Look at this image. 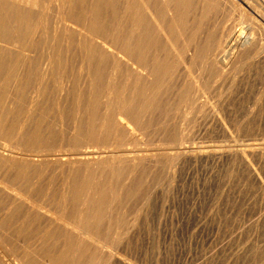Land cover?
I'll use <instances>...</instances> for the list:
<instances>
[{"label": "rangeland", "instance_id": "obj_1", "mask_svg": "<svg viewBox=\"0 0 264 264\" xmlns=\"http://www.w3.org/2000/svg\"><path fill=\"white\" fill-rule=\"evenodd\" d=\"M63 1L0 0V181L80 230L0 188V264H264V0H151L149 82L96 37L126 47L134 0Z\"/></svg>", "mask_w": 264, "mask_h": 264}, {"label": "bare ground", "instance_id": "obj_2", "mask_svg": "<svg viewBox=\"0 0 264 264\" xmlns=\"http://www.w3.org/2000/svg\"><path fill=\"white\" fill-rule=\"evenodd\" d=\"M21 1V0H20ZM52 1V0H51ZM65 1V0H64ZM63 1V2H64ZM86 1V0H85ZM151 0H137V2L134 0L133 2H132V4H131V12H130V10H129V12L130 13H132L131 15V18H132V22L128 25L129 26V32H127V30L125 31L126 33H128L129 35H128V38H127V43H126V47H124V46H121L120 44H119V42H118V45L117 44H115V43H113L112 41L113 40H111V41H108V38H107V40L106 39H103L102 38V36H100L99 37V35H101V33L100 34H98L97 36H96V34H95V36L96 37H98V38H100V41H98V43H99V45H100V47L103 49L102 51H107L110 55H113V56H116V57H121L122 59L123 58H125L126 59V61H127V63L129 64V66L133 69V71H135V74H137V73H139L140 74V76L143 78V80L145 81V82H149V80H151L150 79V77L151 76H153L152 74H151V72L149 71V69L150 68H147L146 66H142V65H138V63H137V59H138V55H139V48H141V46L139 47L138 46V34H140V33H138V31H137V29H142V28H139V24H137L138 23V21H139V19L136 17V14L138 15V13H137V11H139V10H143V13H145V17L149 20V21H151V23H154V25L153 26H155L156 27V29H157V32L159 33V35H161V36H164V34H162V31L164 30H160V25L159 24H156L157 22H156V18L157 17H155V15H154V13H153V4L150 2ZM155 1V0H154ZM159 1H161V2H165V0H159ZM179 1V0H178ZM200 1V0H199ZM221 1V0H220ZM228 1V0H227ZM8 2V1H7ZM30 2V1H29ZM32 2V1H31ZM63 2H62V4H63ZM161 2H159V3H161ZM225 2V1H224ZM56 3V2H55ZM128 3V2H127ZM154 3V2H153ZM180 3V2H179ZM231 3V2H230ZM34 4V3H33ZM83 4V3H82ZM89 4H90V2H89ZM98 4V3H97ZM99 4H101V3H99ZM194 4V3H193ZM24 5H28V4H25L24 3ZM125 5V4H124ZM128 5V4H127ZM130 5V4H129ZM76 6V5H75ZM90 6V5H89ZM27 7V6H26ZM72 7V6H71ZM78 7V6H77ZM171 7V6H170ZM193 7V6H192ZM85 8V7H84ZM141 8V9H140ZM55 9V8H54ZM87 9V8H86ZM128 9H130L129 7H128ZM154 9H156V7H154ZM65 10V9H64ZM74 10V9H73ZM84 10V9H83ZM125 10V9H124ZM67 11V10H66ZM123 11V10H122ZM167 11V10H166ZM60 12H65V11H60ZM173 12H175V11H173ZM217 12V11H216ZM125 13V12H124ZM2 14V13H1ZM25 14V13H24ZM28 14V13H27ZM62 14V13H61ZM65 14V13H64ZM74 14V13H73ZM82 14V13H81ZM128 14V13H127ZM179 14V13H178ZM14 15V14H13ZM161 15V14H160ZM169 15H170V17H171V15L172 14H170V12H169ZM191 15V14H190ZM241 15V14H240ZM61 16V15H60ZM70 16V15H69ZM68 16V17H69ZM77 16L78 15H76L75 17L77 18ZM159 16V15H158ZM168 16V15H167ZM264 16V15H263ZM34 17V16H33ZM61 17H63V16H61ZM79 17V16H78ZM125 17V16H124ZM169 17V16H168ZM169 17V18H170ZM191 17V16H190ZM58 18V17H57ZM91 18V17H90ZM131 18H129V19H131ZM145 18V19H146ZM80 19V18H79ZM86 19V18H85ZM127 19V18H126ZM164 19V18H163ZM36 20V19H35ZM62 20V22H64V21H68V22H72L73 23V21H71L70 19H68V18H66V19H61ZM13 21V20H12ZM32 21H33V19H32ZM90 21H91V19H90ZM161 21V20H160ZM143 22H144V20H143ZM142 22V23H143ZM148 22V21H147ZM147 22H146V24H147ZM84 23V22H83ZM150 23V24H151ZM150 24H148L149 26H150ZM165 24V23H164ZM63 25H64V23H63ZM75 25V24H74ZM89 25V24H88ZM110 25V24H109ZM114 25V24H113ZM118 25V24H117ZM144 25V24H143ZM67 26V25H66ZM77 26H78V24H77ZM82 26V25H81ZM86 26V25H85ZM85 26H83V27H85ZM103 26V25H102ZM105 26V25H104ZM128 26H124V28L125 27H128ZM142 26V25H141ZM140 26V27H141ZM160 26V27H159ZM8 27V26H7ZM38 27V26H37ZM64 27H65V25H64ZM63 27V28H64ZM70 27V26H69ZM69 27H67V28H69ZM79 27V26H78ZM106 27V26H105ZM112 27V26H111ZM143 27V26H142ZM92 28V27H91ZM107 28H108V26H107ZM113 28V27H112ZM144 28V27H143ZM163 28V27H162ZM178 28V27H177ZM84 29V28H83ZM88 29V28H87ZM152 29V28H151ZM68 30V29H67ZM73 30V29H72ZM98 30V29H97ZM109 30V29H108ZM112 30V29H111ZM115 30V29H114ZM143 30V29H142ZM231 30V29H230ZM248 30V29H247ZM45 31V30H44ZM83 31V30H82ZM92 31V30H91ZM103 31V30H102ZM81 32V31H80ZM165 31H163V33H164ZM38 33V32H37ZM58 33V32H57ZM64 33V32H63ZM68 33V32H67ZM71 33V32H70ZM91 33V32H90ZM248 33V32H247ZM237 34V33H236ZM256 34V33H255ZM26 35V34H25ZM60 35V34H59ZM74 35V34H73ZM77 35V34H76ZM118 35H119V33H118ZM202 35V34H201ZM233 35V33L231 32V33H229V35H228V37H230V39L232 38L231 36ZM250 36H252L251 35V33L249 34ZM38 36V35H37ZM104 38H106L107 36L104 34ZM121 36V35H120ZM120 36H118V37H116V38H120ZM141 36H144V35H142L141 34ZM156 36V35H155ZM165 36L167 37L168 35H166V33H165ZM164 36V37H165ZM225 36V35H224ZM227 36V35H226ZM235 36V35H234ZM233 36V37H234ZM249 36V37H250ZM88 37V36H87ZM113 37V36H112ZM111 37V38H112ZM140 37V36H139ZM163 37V38H164ZM248 37V35H246L245 33H243L242 31L241 32H239L237 35H236V37H235V41L237 42V44H239V45H241V46H244V45H246V44H248V43H250V44H252L250 41V38ZM74 38V37H73ZM78 38H80L79 36H78ZM83 38V37H82ZM90 38V37H89ZM93 38V37H92ZM143 37H141V39H142ZM162 38V39H163ZM222 38V37H221ZM1 39V38H0ZM75 39V38H74ZM124 39V38H123ZM145 39V38H144ZM151 39V38H150ZM174 39V38H173ZM87 40H88V38H87ZM99 40V39H98ZM148 40H149V38H148ZM252 40H254V39H252ZM37 41V40H36ZM40 41V40H39ZM117 41H119V40H117ZM116 41V42H117ZM121 41H122V39H121ZM146 41V40H145ZM159 41V40H158ZM167 41H168V37H167ZM4 42H5V40H4ZM78 42V41H77ZM81 42V41H80ZM83 42V41H82ZM85 42V41H84ZM87 42V41H86ZM123 42V41H122ZM140 42H142V41H140ZM139 42V43H140ZM221 42V41H220ZM224 42H225V40H224ZM264 42V41H263ZM91 43V42H90ZM161 43V42H160ZM163 43V42H162ZM168 43H169V41H168ZM179 43V42H178ZM25 44V43H24ZM48 44V43H47ZM78 44V43H77ZM84 44V43H83ZM123 44H124V42H123ZM142 44H145V42L144 43H142ZM153 44V43H152ZM180 44V43H179ZM249 44V45H250ZM32 45V44H31ZM49 45V44H48ZM89 45V44H88ZM87 45V46H88ZM140 45V44H139ZM195 45V44H194ZM52 46V45H51ZM86 46V47H87ZM98 46V45H97ZM146 46V45H145ZM158 46V45H157ZM161 46V45H160ZM177 46V45H176ZM192 46V45H191ZM221 46H222V44H221ZM220 46V47H221ZM240 46V47H241ZM251 46V45H250ZM4 47V46H3ZM57 47V46H56ZM71 47V46H70ZM92 47H93V45H92ZM139 47V48H138ZM143 47V46H142ZM147 47V46H146ZM145 47V48H146ZM155 47H156V45H155ZM190 47V46H189ZM238 47V46H237ZM248 47V46H247ZM257 47V46H256ZM49 48V47H48ZM76 48H77V46H76ZM145 48H142V50L143 49H145ZM157 48V47H156ZM171 48H172V46H171ZM244 48V47H243ZM51 49H52V47H51ZM84 49V48H83ZM218 49V48H217ZM240 49H242V48H240ZM263 49V48H262ZM10 50V49H9ZM77 50V49H76ZM89 50H90V48H89ZM93 50V49H92ZM152 50V49H151ZM159 50V49H158ZM172 50H173V48H172ZM186 50V49H185ZM194 50L195 49H189L188 51H190L191 52V54L189 55V56H191V55H193L194 54ZM237 50H239V48L237 49ZM95 51H97V50H95ZM174 51V50H173ZM177 51V50H176ZM187 51V50H186ZM185 51V52H186ZM38 52V51H37ZM99 52V51H98ZM106 52V53H107ZM236 52V51H235ZM15 53V52H14ZM26 53V52H25ZM35 53V52H34ZM88 53V52H87ZM96 53V52H95ZM94 53V54H95ZM22 54V53H21ZM42 54V53H41ZM73 54V53H72ZM80 54V53H79ZM98 54V53H97ZM102 54H103V52H102ZM142 54H144L143 52H142ZM141 54V55H142ZM145 54H146V52H145ZM150 54H151V52H150ZM77 55V54H76ZM100 55V54H99ZM104 56H105V54H103ZM161 55V54H160ZM55 56V55H54ZM108 56V55H107ZM144 57L146 56V55H143ZM150 56V55H149ZM155 56V55H154ZM70 57V56H69ZM82 57V56H81ZM101 57V56H100ZM115 57V58H116ZM234 57V56H233ZM105 58H106V56H105ZM143 58V57H142ZM141 58V59H142ZM160 58V57H159ZM166 58V57H165ZM190 58V57H189ZM45 59V58H44ZM56 59V58H55ZM110 59V58H109ZM104 60V59H103ZM142 60H144L143 61V65H144V62H145V60H146V58L145 59H142ZM142 60H141V62H142ZM33 61V60H32ZM98 61V60H97ZM157 61V60H156ZM159 61V60H158ZM168 61V60H167ZM173 61V60H172ZM184 61V60H183ZM93 62V61H92ZM115 62V61H114ZM124 61H122V63H123ZM138 62H140V61H138ZM176 62V61H175ZM174 62V63H175ZM187 62V61H186ZM185 62V63H186ZM21 63V62H20ZM54 63V62H53ZM97 63V62H96ZM121 63V62H120ZM125 63V62H124ZM22 64V63H21ZM140 64V63H139ZM142 64V63H141ZM145 64H146V62H145ZM23 65V64H22ZM93 65V64H92ZM120 65V64H119ZM125 65V64H124ZM150 65V64H149ZM37 66V65H36ZM55 66V65H54ZM35 67V66H34ZM119 67V66H118ZM128 67V66H127ZM129 67V68H130ZM149 67V66H148ZM102 68V67H101ZM121 68H123V67H121ZM120 68V69H121ZM138 68V69H137ZM224 68V67H223ZM222 68V69H223ZM12 69V68H11ZM18 69V68H17ZM35 69V68H34ZM41 69V68H40ZM56 69V68H55ZM137 69V70H136ZM178 69V68H177ZM197 69V68H196ZM24 70V69H23ZM45 70H47V69H45ZM126 71V70H125ZM132 71V70H131ZM31 72V71H30ZM48 72V71H47ZM129 72H130V70H129ZM128 72V73H129ZM74 73V72H73ZM190 74V73H189ZM195 74V73H194ZM22 76H23V74H22ZM96 76V75H95ZM131 76V75H130ZM134 76V73L132 74V77ZM155 76V75H154ZM16 77V76H15ZM39 77V76H38ZM131 77V78H132ZM157 77V76H156ZM168 77V76H167ZM10 78V77H9ZM183 78V77H182ZM140 79V78H139ZM138 79V80H139ZM154 79V78H153ZM168 79V78H167ZM15 80V79H14ZM130 80H132L133 81V79H130ZM159 80V79H158ZM136 81V80H135ZM161 81V80H160ZM38 82V81H37ZM170 82V81H169ZM200 82V81H199ZM167 83V82H166ZM173 83V82H172ZM18 84V83H17ZM149 84V83H148ZM199 84V83H198ZM130 85H132L131 83H130ZM26 86V85H25ZM140 86V85H139ZM131 88V87H130ZM129 88V89H130ZM128 89V90H129ZM162 89V88H161ZM136 90V89H135ZM186 90V89H185ZM194 90V89H193ZM134 91V90H133ZM191 93V92H190ZM189 93V94H190ZM160 94V93H159ZM53 95V94H52ZM71 95V94H70ZM110 95V94H109ZM163 95V94H162ZM84 96V95H83ZM167 96V95H166ZM191 98V97H190ZM174 99V98H173ZM133 100V99H132ZM97 102V101H96ZM85 103V102H84ZM124 104V103H123ZM49 106V105H48ZM118 106V105H117ZM120 106V105H119ZM126 107V106H125ZM89 108V107H88ZM102 109H103V107H102ZM111 109V108H110ZM126 109V108H125ZM96 110V109H95ZM100 110V109H99ZM62 111V110H61ZM87 111V110H86ZM128 111V110H127ZM101 112V111H100ZM96 113V112H95ZM129 113V112H128ZM131 114V113H130ZM98 115V114H97ZM114 115H116V116H119L120 118H118V120H116L115 121V123L117 122L119 125H121L122 127H125V125H124V123H126L125 121H127V123L128 122H130V120H129V117L127 116V114L124 112V110H122V109H118V107H117V110H116V114H114ZM131 116V115H130ZM111 118V117H110ZM109 118V119H110ZM73 119V118H72ZM123 119L125 120V121H123ZM171 119V118H170ZM110 120H114V119H110ZM179 120V119H178ZM89 123V122H88ZM131 123V122H130ZM94 124V123H93ZM114 124V122L112 123V124H110V125H113ZM133 124V123H132ZM29 125V124H28ZM115 125V124H114ZM127 126H130V124L129 125H127ZM93 128V127H92ZM95 128V127H94ZM116 128V127H115ZM127 128H130V127H127ZM140 129V128H139ZM52 130V129H51ZM94 130V129H93ZM128 130V129H127ZM126 130V131H127ZM80 132V131H79ZM50 133V132H49ZM76 133V132H75ZM114 133H116L115 131H114ZM47 135V134H46ZM111 135V134H110ZM39 136V135H38ZM130 136V135H129ZM133 136V135H132ZM53 138V137H52ZM127 138V137H126ZM45 142V141H44ZM87 142H89V141H87ZM36 143H37V141H36ZM38 144V143H37ZM13 145V144H12ZM40 145V144H39ZM81 146V145H80ZM99 146H100V144H99ZM98 146V147H99ZM137 146V145H136ZM82 147V146H81ZM64 148V147H63ZM66 148H68V147H66ZM78 148V147H77ZM83 149V148H82ZM85 149V148H84ZM94 149V148H93ZM2 150V149H1ZM72 150V149H71ZM78 150V149H77ZM96 150V149H95ZM37 151V150H36ZM48 151V150H47ZM104 151V150H103ZM244 151V150H243ZM14 152V151H13ZM34 152V151H33ZM65 152V151H64ZM249 152V151H248ZM10 153V152H9ZM23 153V152H22ZM25 153V152H24ZM35 153V152H34ZM38 153V152H37ZM57 153V152H56ZM94 153V152H93ZM106 153V152H105ZM104 153V154H105ZM250 153V152H249ZM3 154V153H2ZM6 154V153H5ZM11 154H14V153H11ZM36 154V153H35ZM39 154V153H38ZM68 154V153H67ZM94 154H96V153H94ZM101 154H103V153H101ZM100 154V155H101ZM113 154H114V152H113ZM209 154V153H208ZM228 154V153H227ZM15 155V154H14ZM40 155H42V154H40ZM78 155H80V156H78ZM92 155V153H90V152H84V153H78V154H73V156L75 157L76 156V158H75V160H85V161H89V160H91V159H95L96 158V156H91ZM108 155V154H107ZM202 155V154H201ZM216 155V154H215ZM47 156V155H46ZM57 156V155H56ZM200 156V155H199ZM1 157V156H0ZM15 157V156H14ZM23 157V156H22ZM28 157H30V156H28ZM37 157H40V156H37ZM54 157V156H53ZM62 157V156H61ZM99 157V156H98ZM102 157H104V156H102ZM222 157V156H221ZM3 158H4V156H3ZM32 158V157H31ZM43 158V157H42ZM57 158V157H56ZM58 158H59V156H58ZM12 159V158H11ZM15 159H17V158H15ZM19 159H20V157H19ZM18 159V160H19ZM41 159V158H40ZM43 159H45V158H43ZM48 159H49V157H48ZM64 158H62L61 160H63ZM67 159V158H66ZM104 159V158H103ZM102 159V160H103ZM13 160V159H12ZM42 160V159H41ZM50 160V159H49ZM59 161H60V159H58ZM73 160V159H72ZM101 160V159H100ZM20 161H21V159H20ZM25 161H26V158H25ZM33 161V160H32ZM31 161V162H32ZM44 161V160H43ZM43 161H41V162H43ZM48 161V160H47ZM57 161V160H56ZM23 162V161H22ZM22 162H21V164H22ZM50 162H53L52 161V159H51V161ZM55 162V161H54ZM58 162V161H57ZM61 162H63V161H61ZM37 162L35 161V164H36ZM40 163V162H39ZM45 163H46V161H45ZM68 163V162H67ZM74 163V162H73ZM72 163V164H73ZM90 163H92V162H90ZM125 163V162H124ZM132 163V162H131ZM33 164V163H32ZM38 164V163H37ZM40 164H43V163H40ZM55 164V163H54ZM61 164V163H60ZM59 164V165H60ZM75 164V163H74ZM78 164V163H77ZM80 164H81V162H80ZM79 164V165H80ZM84 164V163H83ZM82 164V165H83ZM86 164V163H85ZM100 164V163H99ZM114 164V163H113ZM44 165V164H43ZM70 165V164H69ZM91 165H94V164H91ZM90 165V166H91ZM96 165H97V163H96ZM102 165V164H101ZM49 166V165H48ZM103 166V165H102ZM38 167V166H37ZM79 167V166H78ZM95 167V166H94ZM101 167V166H100ZM100 167H99V169H100ZM113 167V166H112ZM62 168H64V167H62ZM76 168H77V166H76ZM97 168V167H96ZM108 168V167H107ZM6 169V168H5ZM16 169V168H15ZM69 169H71L70 167H69ZM68 169V170H69ZM89 169V168H88ZM98 169V168H97ZM102 169V168H101ZM2 170H3V167H2ZM65 170H66V168H65ZM64 170V171H65ZM74 170V169H73ZM91 170H94V169H91ZM39 172V171H38ZM96 173V172H95ZM94 173V174H95ZM12 175V174H11ZM14 176V175H13ZM12 176V177H13ZM6 178V177H5ZM19 179V178H18ZM33 179V178H32ZM117 180H118V178H117ZM139 180V179H138ZM2 181V180H1ZM0 181V188L2 189V190H5V191H8L9 193H10V195H12L13 196V198L14 199H17V200H21L22 202H23V206H24V202H27V203H30L31 202V205H32V208L34 207V205L32 204V201H29V197L27 198V195L25 194L24 195V193L25 192H22L21 190H19V188L21 187H17V185H16V188H14L15 187V185H13L14 187H12V186H8V185H6L5 183H3V181L1 182ZM29 183H30V180H27ZM32 181V180H31ZM83 181V180H82ZM89 181V180H88ZM105 181H107V180H105ZM5 182H7V181H5ZM20 182V181H19ZM23 182V181H22ZM12 183V182H11ZM105 183V182H104ZM103 183V184H104ZM10 184V183H9ZM13 184V183H12ZM28 184V183H27ZM26 184V185H27ZM32 184V183H31ZM82 184V183H81ZM30 185V184H29ZM86 185V184H85ZM99 185V184H98ZM23 187H24V185H22ZM39 186V185H38ZM96 186V185H95ZM32 187V186H31ZM77 187V186H76ZM18 188V189H17ZM33 188V187H32ZM31 188V189H32ZM35 188V187H34ZM22 189V188H21ZM44 189V188H43ZM39 190H40V187H39ZM45 190V189H44ZM114 190V189H113ZM117 190V189H116ZM24 191V190H23ZM30 191H32V190H30ZM37 191V190H36ZM77 191V190H76ZM92 191V190H91ZM26 192H27V190H26ZM29 192V191H28ZM43 192V191H42ZM47 192V191H46ZM86 192V191H85ZM30 193H32V192H30ZM81 193V192H80ZM95 193H98V192H95ZM105 193V192H104ZM28 194V193H27ZM88 194H90V192L88 193ZM2 195H4V192H3V194ZM32 195V194H31ZM75 195V194H74ZM82 195H84V194H82ZM92 195V194H91ZM93 195H95L94 193H93ZM5 196V195H4ZM29 196V195H28ZM45 196V195H44ZM48 196V195H47ZM78 196V195H77ZM87 196V195H86ZM11 197V196H10ZM33 197V195L32 196H30V198H32ZM112 197V196H111ZM6 198V197H5ZM34 198V197H33ZM37 198V197H36ZM39 198V197H38ZM44 198V197H43ZM84 200H85V197H82ZM10 199V198H9ZM11 199H12V197H11ZM14 199H12V202H13V200ZM45 199V198H44ZM111 199V198H110ZM3 200V199H2ZM31 200V199H30ZM68 200V199H67ZM99 200V199H98ZM18 202H20V201H18ZM17 201H16V203H18ZM22 202H20V203H22ZM33 202H35V200L33 201ZM36 202H37V199H36ZM35 202V203H36ZM40 203H41V201H40ZM3 204V203H2ZM13 204V203H12ZM11 204V205H12ZM26 204V203H25ZM42 204V203H41ZM4 205V204H3ZM14 205L16 206V204H15V202H14ZM22 205V204H21ZM30 205V204H29ZM108 205V204H107ZM111 205V204H110ZM8 206V205H7ZM10 206V205H9ZM62 206V205H61ZM93 206V205H92ZM12 208H14L13 206H11ZM19 207V206H18ZM22 207V206H21ZM26 207V206H25ZM29 207V206H28ZM31 207V206H30ZM29 207V208H30ZM47 207V206H46ZM46 207H45V209H43L44 208V206L42 207V206H39V205H37L36 207H34L35 208V210L36 211H39V212H41V210H43V215H45L46 213H49V210H47L46 209ZM53 207V206H52ZM57 207V206H56ZM10 208V207H9ZM11 209V208H10ZM14 209H16V207L14 208ZM13 209V210H14ZM24 209V208H23ZM26 209H28V208H26ZM57 209H58V207H57ZM35 210L33 211V212H35ZM59 210V209H58ZM8 211H10V210H8ZM21 211V210H20ZM27 211V210H26ZM62 211V210H61ZM97 211V210H96ZM101 211V210H100ZM110 211V210H109ZM108 210H107V212H109ZM115 211V210H114ZM24 212V211H23ZM52 212V211H51ZM57 212V211H56ZM66 212V211H65ZM45 213V214H44ZM15 214H17V212L15 213ZM74 214V213H73ZM20 215V214H19ZM39 215H41L40 213H39ZM39 215H38V218H39ZM43 215H41V216H43ZM56 215H57V213H56ZM62 215V214H61ZM79 215V214H78ZM82 215V214H81ZM40 216V217H41ZM49 216L53 219V220H55V221H58V220H62L63 221V223L67 226V228L69 227L71 230H74V231H78V230H80V228H79V226L78 225H76L75 223L73 224L72 222H68V221H64L62 218H63V215H62V218H60V217H58V216H53V213L52 214H50L49 213ZM77 216V215H76ZM80 216V215H79ZM29 217V216H28ZM81 217V216H80ZM33 218V217H32ZM41 218H43V217H41ZM47 218V217H46ZM65 218H67V217H65ZM3 219V218H2ZM77 219V218H76ZM41 220H45V219H41ZM51 221V220H50ZM61 221H59V223H60ZM2 223V222H1ZM58 223V222H57ZM58 223V224H59ZM48 224H51L50 222L48 223ZM61 225H62V223H60ZM60 225V226H61ZM65 225H64V227H65ZM52 226V225H51ZM56 226V225H55ZM59 226V225H58ZM85 229V228H84ZM67 232H68V230H66ZM81 232H84V231H81ZM66 233V232H65ZM56 234V233H55ZM86 234V233H85ZM81 235V234H80ZM82 235H83V233H82ZM12 236V235H11ZM65 237V236H64ZM78 237V236H77ZM3 238V237H2ZM8 238V237H7ZM14 238V237H13ZM90 239L89 240H91L92 242H95V243H97V245H99V241L96 239V238H93V237H89ZM1 240V239H0ZM4 240V239H3ZM3 240H1V241H3ZM6 240V239H5ZM10 240V239H9ZM16 240V239H15ZM69 241H71V240H69ZM90 241V242H91ZM8 242V241H7ZM2 244L4 243V242H1ZM1 243H0V247H1ZM71 244V243H70ZM22 245V244H21ZM74 245V244H73ZM3 246V245H2ZM20 246V245H19ZM100 246V245H99ZM98 247V246H97ZM5 248V247H4ZM18 248V247H17ZM68 249V248H67ZM99 249V248H98ZM6 250V249H5ZM4 250V251H5ZM10 251V250H9ZM12 251V250H11ZM57 251V250H56ZM75 251V250H74ZM7 252H8V250H7ZM98 252V251H97ZM100 252H101V250H100ZM79 253H81V252H79ZM8 254H9V252H8ZM14 254V253H13ZM25 254H27L26 252H25ZM77 254V253H76ZM90 254V253H89ZM101 254V253H100ZM3 255V254H2ZM11 255V254H10ZM15 255V254H14ZM91 255V254H90ZM97 256V255H96ZM100 256V255H99ZM49 257V256H48ZM80 257V256H79ZM98 257V256H97ZM45 258V257H44ZM101 258H102V255H101ZM11 259H12V257H11ZM73 259H75V258H73ZM79 259H81V258H79ZM100 259V258H99ZM14 260L15 259H13V262H14ZM96 260V259H95ZM80 261V260H79ZM89 261V260H88ZM97 261H98V259H97ZM100 262H101V260H100ZM4 263V262H3ZM6 263H7V261H6ZM97 263V262H96ZM96 263H94V264H96ZM8 264V263H7ZM10 264V263H9ZM13 264H15V263H13Z\"/></svg>", "mask_w": 264, "mask_h": 264}]
</instances>
